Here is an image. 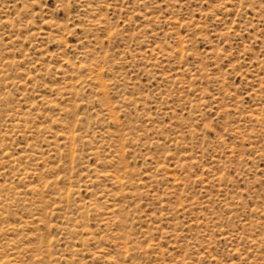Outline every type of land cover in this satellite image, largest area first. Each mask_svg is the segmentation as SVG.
Returning <instances> with one entry per match:
<instances>
[{
  "label": "rangeland",
  "instance_id": "rangeland-1",
  "mask_svg": "<svg viewBox=\"0 0 264 264\" xmlns=\"http://www.w3.org/2000/svg\"><path fill=\"white\" fill-rule=\"evenodd\" d=\"M0 264H264V0H0Z\"/></svg>",
  "mask_w": 264,
  "mask_h": 264
}]
</instances>
